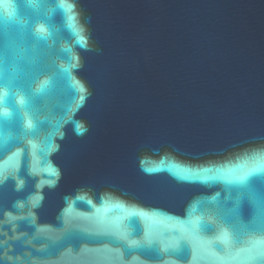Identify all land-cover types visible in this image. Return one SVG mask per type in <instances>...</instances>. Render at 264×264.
I'll return each instance as SVG.
<instances>
[{"label":"water","instance_id":"water-1","mask_svg":"<svg viewBox=\"0 0 264 264\" xmlns=\"http://www.w3.org/2000/svg\"><path fill=\"white\" fill-rule=\"evenodd\" d=\"M0 78L5 264H264V0H0Z\"/></svg>","mask_w":264,"mask_h":264},{"label":"snow or ice","instance_id":"snow-or-ice-1","mask_svg":"<svg viewBox=\"0 0 264 264\" xmlns=\"http://www.w3.org/2000/svg\"><path fill=\"white\" fill-rule=\"evenodd\" d=\"M74 7H75L74 3H68L67 5H64V4L60 5V8L65 9L66 13H71V16L66 15V19H71L72 21H75L76 13L74 12ZM82 33H83V28H80L78 32L73 33L74 35L79 36L78 43H80V41H85V37L82 35ZM37 39L43 41V40H46L47 37L44 35H38ZM81 46H84V45L82 44ZM5 88H9V84L4 79L0 78V89H5ZM80 91H85L83 85H80ZM4 102L6 103V94L4 95ZM51 175L58 177L59 172L56 169H52ZM0 264H5L4 260L0 259Z\"/></svg>","mask_w":264,"mask_h":264}]
</instances>
